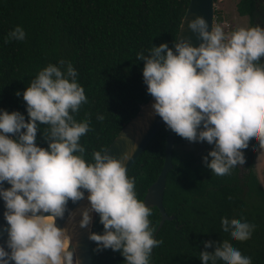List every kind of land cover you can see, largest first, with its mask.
Masks as SVG:
<instances>
[{
    "label": "clouds",
    "instance_id": "9594fccd",
    "mask_svg": "<svg viewBox=\"0 0 264 264\" xmlns=\"http://www.w3.org/2000/svg\"><path fill=\"white\" fill-rule=\"evenodd\" d=\"M187 27L201 40L199 46L178 36L173 40L175 52L161 43L148 55L138 53L137 59L144 61L143 80L154 98L153 114L189 142L214 145L203 162L216 176H227L245 164L243 150L250 140L258 141L264 151V28L234 25L225 33L221 25L212 24L209 31L201 15L189 19ZM25 38L19 25L7 34L9 41ZM77 75L70 62L48 64L23 92L28 120L18 111L0 112V197L7 222L2 231L10 249L0 245V264H81L69 227L56 224L66 211L73 231L77 213L80 228H88L92 213L98 214L104 231H90L89 240L96 243V251L120 252L125 264H150L152 250L163 244L154 238L151 208L137 198L135 178L127 175V161L137 146L120 157L106 148L94 149L92 162L85 160L80 139L90 131V120L89 114L83 121L75 119L88 103ZM97 119L102 122L104 116ZM40 124L46 125L47 148L36 143ZM5 182L11 187H3ZM84 199L88 205L68 209L69 201ZM221 226L241 242L250 239L256 227L228 217L221 218ZM213 243L205 241V248ZM215 243L214 251L200 252L203 264H252L229 240Z\"/></svg>",
    "mask_w": 264,
    "mask_h": 264
},
{
    "label": "trees",
    "instance_id": "16d2710c",
    "mask_svg": "<svg viewBox=\"0 0 264 264\" xmlns=\"http://www.w3.org/2000/svg\"><path fill=\"white\" fill-rule=\"evenodd\" d=\"M188 3L189 0H0V112L18 111L28 120L24 90L48 64L70 62L88 99L74 115L77 121H83L89 114L90 131L80 143L86 149L85 160L92 162L93 150L107 148L151 96L143 80L144 61L138 60L137 54L148 55L153 45L161 43L173 47ZM236 4L239 15L248 14L254 26L255 0H238ZM18 25L26 38L7 40V34ZM263 60L264 57L261 64ZM98 115L104 116L102 122ZM45 127L39 125L36 143L47 148ZM167 132L163 123L127 171L129 178H135L136 195L141 201L163 165ZM185 141L175 134L173 166L166 174L163 194L165 212L173 218L166 219L154 234L163 244L152 250L150 264H203L200 252L214 251L215 242L224 239L250 257L252 264H264V187L254 170L256 141L250 140L243 150L245 164L236 166L227 176L213 174L203 162L208 152L196 155L193 149H184ZM148 207L152 210L149 220L156 231L160 212L153 205ZM223 217L254 224L251 238L233 240L222 231ZM103 231L95 213L91 232ZM205 241L214 243L206 249ZM90 248L92 264H125L120 252L96 251L97 245L91 240ZM217 264L224 262L218 260Z\"/></svg>",
    "mask_w": 264,
    "mask_h": 264
},
{
    "label": "water",
    "instance_id": "95a60500",
    "mask_svg": "<svg viewBox=\"0 0 264 264\" xmlns=\"http://www.w3.org/2000/svg\"><path fill=\"white\" fill-rule=\"evenodd\" d=\"M197 15L203 16L209 25V31L211 30V26L213 24V18H214V0H189V3L187 5V8L185 10V13L182 17L177 37L180 36L181 38H186L190 40V43L193 46H199L201 43V40H199L193 32H191L190 29L187 27V21L189 19L194 18ZM176 37V38H177ZM173 51L175 52V48L173 47ZM152 97V96H151ZM150 97V98H151ZM146 103H144L142 106L147 104L150 100ZM136 113V115L129 120V122L118 132V134L115 136V138L112 140V142L108 145L106 149L109 150V153L113 156L120 157L121 153L124 150H131L132 145L135 144V135L130 132V125L131 122L139 117L141 113V109ZM164 121L159 115H156L154 119L151 121L149 127L147 130L143 133L142 137L136 144L137 148L135 150V154L133 155L132 159L127 161V171L133 164V162L136 160V158L139 156V154L142 152V150L146 147V145L149 143V141L152 139V137L155 135V133L159 130V128L162 126ZM175 134L172 130L168 128L166 140H165V150H164V160L163 165L161 167V170L155 179V181L148 187L147 192L144 196L143 202L147 206L153 205L158 208L160 212V221L157 226V229L154 234L158 231V229L161 227L163 222L166 219H172L173 216H169L166 214L164 206H163V194H164V188H165V180H166V174L168 171L172 168V150L174 147V137ZM10 137L11 135L8 134ZM3 187L8 188L11 187L10 184L5 182L3 184ZM87 192L85 191V194ZM81 201L77 203H72L71 201L68 202V209L73 210ZM3 198L0 197V245H3L6 250L10 251V249H7L6 240H7V233L3 232L2 229L7 227V222L4 219V206ZM93 217V216H92ZM68 218V212H65L64 219L57 218L56 224L58 227H65L66 220ZM93 222V219H92ZM92 228V223L89 225L88 228H80L79 235L75 236L74 243L77 244L76 249V256L79 257L81 264H92V255H91V248H90V240H89V233ZM75 232L73 231V234ZM74 237V236H73ZM72 237V238H73ZM10 264H14V262H10Z\"/></svg>",
    "mask_w": 264,
    "mask_h": 264
},
{
    "label": "rangeland",
    "instance_id": "374dc122",
    "mask_svg": "<svg viewBox=\"0 0 264 264\" xmlns=\"http://www.w3.org/2000/svg\"><path fill=\"white\" fill-rule=\"evenodd\" d=\"M238 0H214L216 9L218 10L219 15L226 16L229 20L232 21L233 25L240 27H253L251 24L250 16L248 14L239 15L237 11V3ZM263 4V2H262ZM264 6V5H263ZM264 9L261 7L260 11H256V14L253 18V24L260 25L264 28ZM263 18V19H262ZM264 61V60H263ZM184 149H193L196 155H205L206 152H209L214 145L208 144L206 141L204 142H189L188 140L185 141L183 145ZM256 148V157L254 163V170L258 175V178L261 184L264 187V151H260L258 149V141L255 143ZM244 152V151H243ZM245 156V154H244ZM242 171H240V177H242Z\"/></svg>",
    "mask_w": 264,
    "mask_h": 264
},
{
    "label": "bare ground",
    "instance_id": "6f19581e",
    "mask_svg": "<svg viewBox=\"0 0 264 264\" xmlns=\"http://www.w3.org/2000/svg\"><path fill=\"white\" fill-rule=\"evenodd\" d=\"M154 103V98L151 97L149 102L147 104H145L144 106H142L141 109V113L139 115V117L135 118L130 125V132H132L135 135V145L138 143V141L140 140V138L142 137L143 133L147 130V128L149 127L151 121L154 119V117L156 116L155 114H153V109H152V104ZM87 196V193L85 194V197ZM89 202L87 201V199L81 200V202L73 209L76 210L78 208H81L83 206L88 205ZM94 212L92 213V216H94ZM81 219V215L79 213H77L76 218H75V229H74V234H73V226L72 225H68V218L66 220L65 226L69 227V231L72 234V239H73V243H74V239L76 235H79V220ZM77 237V236H76Z\"/></svg>",
    "mask_w": 264,
    "mask_h": 264
},
{
    "label": "built area",
    "instance_id": "2783aa9c",
    "mask_svg": "<svg viewBox=\"0 0 264 264\" xmlns=\"http://www.w3.org/2000/svg\"><path fill=\"white\" fill-rule=\"evenodd\" d=\"M214 8L216 9L215 5ZM213 24L221 25L224 28L225 33H230L235 29L234 25L230 20L226 19L224 16L220 17V15H216L215 13L213 18Z\"/></svg>",
    "mask_w": 264,
    "mask_h": 264
},
{
    "label": "flooded vegetation",
    "instance_id": "af4514ba",
    "mask_svg": "<svg viewBox=\"0 0 264 264\" xmlns=\"http://www.w3.org/2000/svg\"><path fill=\"white\" fill-rule=\"evenodd\" d=\"M262 2H263V4H262ZM263 5H264V0H255L256 11H260L261 10V7L264 9V6Z\"/></svg>",
    "mask_w": 264,
    "mask_h": 264
}]
</instances>
